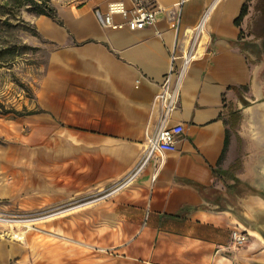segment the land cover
<instances>
[{
  "label": "crops",
  "instance_id": "obj_1",
  "mask_svg": "<svg viewBox=\"0 0 264 264\" xmlns=\"http://www.w3.org/2000/svg\"><path fill=\"white\" fill-rule=\"evenodd\" d=\"M112 1L57 7L61 24L34 18L49 49L34 109L0 114V207L38 209L77 197L73 220L37 232L55 246L43 257L55 252L60 264H243L264 245L250 236L232 250L235 222L220 206L231 178L247 171L251 150L238 109L241 97L254 99L253 77L264 65V0H142L155 22L139 30L98 23L93 9L104 12ZM193 36L195 58L169 118L182 127L175 149L87 203L138 164L158 122L155 97L169 52L181 55ZM14 258V246L0 245V264Z\"/></svg>",
  "mask_w": 264,
  "mask_h": 264
},
{
  "label": "rangeland",
  "instance_id": "obj_2",
  "mask_svg": "<svg viewBox=\"0 0 264 264\" xmlns=\"http://www.w3.org/2000/svg\"><path fill=\"white\" fill-rule=\"evenodd\" d=\"M86 1L50 0V4L56 9L77 7ZM36 16L0 0V110L27 112L34 109V89L49 49L38 34L32 35L31 31H36ZM2 204L0 215L8 220L0 218V222H4L0 223V245L3 252L10 249L11 245L14 246L15 258L12 262L60 264L55 252L43 257L46 249L51 250L55 246L44 242L37 232L56 223L53 221L73 220L77 215V197L38 209H28L18 203Z\"/></svg>",
  "mask_w": 264,
  "mask_h": 264
},
{
  "label": "built area",
  "instance_id": "obj_3",
  "mask_svg": "<svg viewBox=\"0 0 264 264\" xmlns=\"http://www.w3.org/2000/svg\"><path fill=\"white\" fill-rule=\"evenodd\" d=\"M93 14L102 27L122 28L129 30H139L152 25L155 22V12L142 0H116L108 3L104 12L98 8L93 9ZM208 12H205L195 27V32L201 31L203 21H205ZM118 15L122 21L115 22L113 17ZM196 37H192V41L187 50L181 55L176 54L175 50L169 52V69L163 75L159 83V91L155 99L159 103V117L154 132L146 138L143 153L136 167L128 173L124 178L117 181L110 189L105 190L99 195L86 200H100L108 197L112 193L126 187L142 168L156 155L165 152H171L175 149L176 142L182 133V127L170 125L169 118L175 110L182 86L183 76L195 58L193 45ZM96 199V200H95ZM78 205V204H77ZM0 218H4L0 215ZM8 220L7 218H4ZM4 223V222H0ZM250 235L239 226L230 231L229 247L232 250H238L243 247Z\"/></svg>",
  "mask_w": 264,
  "mask_h": 264
},
{
  "label": "water",
  "instance_id": "obj_4",
  "mask_svg": "<svg viewBox=\"0 0 264 264\" xmlns=\"http://www.w3.org/2000/svg\"><path fill=\"white\" fill-rule=\"evenodd\" d=\"M261 54L259 60L263 61ZM254 99L241 97L238 109L244 115L242 136L251 152L244 158L247 171L231 178V192L222 198L221 210L229 213L235 225L264 245V65L252 81ZM254 237V236H253ZM243 264H264V250L242 256Z\"/></svg>",
  "mask_w": 264,
  "mask_h": 264
},
{
  "label": "trees",
  "instance_id": "obj_5",
  "mask_svg": "<svg viewBox=\"0 0 264 264\" xmlns=\"http://www.w3.org/2000/svg\"><path fill=\"white\" fill-rule=\"evenodd\" d=\"M4 2H7L12 7H16L17 9L23 8L28 12L34 13L35 15H43L47 16L53 20H55L57 23L61 24V21L58 19L56 14V9L51 6L50 0H2ZM23 26H26L25 24ZM27 28V26L25 27ZM32 35L38 34L37 31H31ZM7 51H10V49H7ZM5 52V51H4ZM2 108V106H0ZM29 112H21L17 111L15 109H2L0 110V114L7 115V114H13V115H24Z\"/></svg>",
  "mask_w": 264,
  "mask_h": 264
},
{
  "label": "bare ground",
  "instance_id": "obj_6",
  "mask_svg": "<svg viewBox=\"0 0 264 264\" xmlns=\"http://www.w3.org/2000/svg\"><path fill=\"white\" fill-rule=\"evenodd\" d=\"M113 194V193H112ZM96 200V199H95ZM87 202V201H86ZM92 202H95L94 200H90V201H88L87 203H92ZM81 204H78L77 205V207H79ZM58 215V214H57ZM4 219V218H3ZM6 220V219H5ZM1 222H3V221H1ZM250 236H254V237H256L257 235L256 234H254V233H252V232H250V234H249Z\"/></svg>",
  "mask_w": 264,
  "mask_h": 264
}]
</instances>
